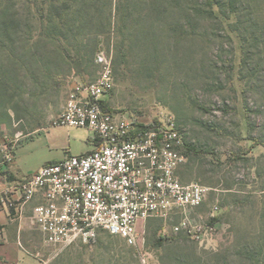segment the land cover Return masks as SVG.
Returning <instances> with one entry per match:
<instances>
[{
	"label": "rangeland",
	"instance_id": "1",
	"mask_svg": "<svg viewBox=\"0 0 264 264\" xmlns=\"http://www.w3.org/2000/svg\"><path fill=\"white\" fill-rule=\"evenodd\" d=\"M230 23L233 19L223 21L213 34L206 23L205 36L180 47L164 24H156L154 35L147 39L124 42L122 49L121 37L113 29L98 44L110 58L113 74L105 103L142 123L172 117L186 145L198 151L187 156L177 174L184 184L209 188L205 202L192 214L201 224L214 215L217 228L209 245L174 235L172 226L180 218L173 216L142 222L139 232L144 242L137 246L99 232L93 240L55 252L39 235L25 230L34 236L21 235L29 256L35 258L39 252L46 264H141L139 258L145 254L149 264H190L203 253L223 252L264 234V148L251 146L254 140L264 143V82L250 90L240 80V40ZM260 57L264 70V53ZM253 60L256 66L258 59ZM81 65L78 71L69 59L59 60L51 66L50 77L41 73L27 78L20 90L8 95L0 107V163L21 142L15 160L21 175L89 150L90 132L53 124L72 86L98 77L96 65L85 61ZM160 238L164 240L158 246ZM25 259L21 264H39L36 258Z\"/></svg>",
	"mask_w": 264,
	"mask_h": 264
},
{
	"label": "built area",
	"instance_id": "2",
	"mask_svg": "<svg viewBox=\"0 0 264 264\" xmlns=\"http://www.w3.org/2000/svg\"><path fill=\"white\" fill-rule=\"evenodd\" d=\"M94 61L97 79L73 85L53 123L90 132L96 143L92 151L65 156L0 190L6 225L18 228L16 246L30 255L20 238L25 230L39 235L44 246L55 252L93 240L99 232L128 246L143 245L142 222L173 216L180 218L172 226L174 235L208 246L217 228L214 215L201 224L192 214L205 202L209 188L181 182L177 170L187 158V145L174 119L142 123L125 111L103 107L113 88L111 60L99 50ZM4 160L1 165L10 163L13 153H6ZM217 210L214 207L213 213ZM5 232L6 226L0 225V241ZM34 257L45 262L39 252ZM139 260L149 264L145 254Z\"/></svg>",
	"mask_w": 264,
	"mask_h": 264
},
{
	"label": "trees",
	"instance_id": "3",
	"mask_svg": "<svg viewBox=\"0 0 264 264\" xmlns=\"http://www.w3.org/2000/svg\"><path fill=\"white\" fill-rule=\"evenodd\" d=\"M262 3L264 0H0V107L11 92L21 89L25 79L41 73L50 77L51 66L59 60L69 59L78 71L84 61L96 65L99 39L112 29L121 37L122 49L124 42L153 36L156 24L166 25L180 47V43L205 36L204 24L210 25L213 34L223 21L233 19L230 28L240 40V80L252 90L264 82L259 62L264 53ZM254 58L258 59L256 66ZM102 105L107 107L105 102ZM257 145L264 148L262 141L251 144ZM185 153L196 155L198 151L187 146ZM163 240L158 239L157 245ZM190 264H264V234L234 243L223 252L203 253Z\"/></svg>",
	"mask_w": 264,
	"mask_h": 264
},
{
	"label": "crops",
	"instance_id": "4",
	"mask_svg": "<svg viewBox=\"0 0 264 264\" xmlns=\"http://www.w3.org/2000/svg\"><path fill=\"white\" fill-rule=\"evenodd\" d=\"M87 142L89 144V150H87L84 153H88L92 151V149L94 148V145L96 144L95 141H93L91 138H88ZM22 146H23L22 142L16 146V148L13 151V160L10 163H7L5 165H1L0 163V190H2L8 182L30 175V174L21 175L20 169L15 167V160L17 158L18 151L20 150ZM58 161L60 160H54L49 163H46L45 165L53 164ZM43 166H40L37 169H35L32 174L37 172ZM0 225L6 226V232H5L4 238L0 241V264H21L23 262H27L25 261L26 260L25 258L28 255H25L22 251H21L22 253L18 251L14 245L17 235H18L17 225L16 224L6 225L5 214L1 211H0ZM21 235L22 237L24 236L25 239H29L30 236L34 238V236H32L31 234L27 235L26 233H23V232L20 233V238H21ZM28 257L32 258L33 260H36L35 258L31 256H28ZM46 263L47 261L45 260L43 264H46Z\"/></svg>",
	"mask_w": 264,
	"mask_h": 264
}]
</instances>
